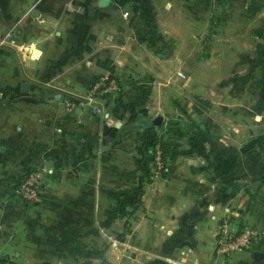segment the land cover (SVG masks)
Masks as SVG:
<instances>
[{
    "label": "rangeland",
    "instance_id": "obj_1",
    "mask_svg": "<svg viewBox=\"0 0 264 264\" xmlns=\"http://www.w3.org/2000/svg\"><path fill=\"white\" fill-rule=\"evenodd\" d=\"M35 1L27 6L26 1L13 0V23ZM54 1L61 7L83 0ZM88 1L95 8H107L113 19L122 14L112 4L106 7L100 0ZM162 1L159 0L161 5ZM172 1L173 7L149 11L143 17L126 10L128 15L123 19L112 23L95 19L92 23L111 51L119 49L112 43L130 36L126 49L137 57L127 56L122 68L112 66L108 71V79L120 82L119 88L108 91L109 103L116 101L119 105L109 108L114 119L108 125L109 140L102 150L106 178L99 192L93 173L91 192L93 197L98 192L107 197V202L98 206L109 216L92 220L91 260L87 264H108L104 253L109 240L112 236L119 240L129 236L126 230L131 228L135 212L163 211L168 207L179 210L185 205L182 198H188L193 207L192 202L197 201L200 206L205 202L206 206L217 204L215 245L225 218H230L233 228L264 223V43L260 41L258 7L252 9L260 0H215L219 2L216 6L207 0L203 10L184 7L185 0ZM71 12L64 15L75 11ZM2 13L0 10V17ZM38 14L36 9L17 20L14 35L18 36L17 30L26 20L31 23L29 28L39 32V26L33 23L39 21ZM67 28L74 27L66 25L64 29ZM7 29L0 25V41H8ZM3 48L4 45L1 51ZM93 68L94 65L90 78L97 80L99 74ZM4 110L1 105L0 133H8ZM158 115L162 119L153 127ZM189 125L208 134L209 160L188 153L187 135L180 136L176 128ZM141 178L139 202L127 205V213L121 212V203L130 199L132 188ZM15 188L11 190L13 195H17ZM142 195L150 202H141ZM105 222L106 231L102 233L99 223ZM82 233L81 229L80 237H76L80 248ZM48 253L44 264L68 257L66 250L57 255ZM78 256L77 264H84L82 249ZM13 262L16 264L14 258ZM23 263L37 264L29 255Z\"/></svg>",
    "mask_w": 264,
    "mask_h": 264
},
{
    "label": "crops",
    "instance_id": "obj_2",
    "mask_svg": "<svg viewBox=\"0 0 264 264\" xmlns=\"http://www.w3.org/2000/svg\"><path fill=\"white\" fill-rule=\"evenodd\" d=\"M1 1L0 25L10 29L23 14L13 23V0ZM25 1L29 6L33 0L21 3ZM162 2L110 0L104 6L112 4L122 12L113 19L107 8H95L88 0L61 7L54 0H40L36 7L40 19L33 22L39 32L29 28L31 23L27 20L21 27L19 23L18 36L9 37L0 49V106L5 108L8 130L0 133V254L12 256L16 264L19 260L24 264L28 255L35 257L37 264H44L48 251L57 255L65 250V261L53 260L62 262L58 264H77L81 249L84 264L90 262L92 220L109 216L98 206L108 200L99 194L107 172L102 150L109 140L108 125L114 119L109 108L119 105L116 101L109 103L108 93L91 91L101 74L108 73L112 66L122 68L126 57L134 55L126 49L130 36L112 43L119 49L111 51L92 23L95 19L110 23L123 19L128 15L126 10L143 17L149 11L174 6L172 0ZM183 2L184 7L203 10L207 0ZM217 2L212 0V6ZM258 4L252 9L258 7L260 41L264 43V0ZM71 10L76 13L64 15L72 14ZM66 25L74 28L65 30ZM36 48L41 53L34 56ZM93 65L99 74L97 80L90 78ZM113 137L118 138L117 134ZM42 164L51 170L45 179L43 201L28 204L13 195L12 179ZM93 173L99 190L94 197ZM140 201L147 204L150 199L142 195ZM188 201L182 198L185 205L179 210L168 207L163 211L135 212L131 228L126 230L129 236L123 240L112 236L109 240L104 253L108 264H264V236L251 250L225 256L226 261L225 257L216 256L217 204L206 206L205 202L200 206L199 201H191L193 207ZM259 228H264V223ZM81 229L83 248L76 239ZM99 230L106 231V222L99 223ZM256 251L263 255H255Z\"/></svg>",
    "mask_w": 264,
    "mask_h": 264
},
{
    "label": "built area",
    "instance_id": "obj_3",
    "mask_svg": "<svg viewBox=\"0 0 264 264\" xmlns=\"http://www.w3.org/2000/svg\"><path fill=\"white\" fill-rule=\"evenodd\" d=\"M38 2H40V0H36L29 9L25 11L22 18L26 17L32 11H35ZM38 17H40V15H38ZM15 25L8 30L5 36L6 39L14 35L16 30ZM5 41V39L0 41V49L2 45H5ZM108 74L109 72L102 75L101 78L97 80V84L94 86L91 93L94 94L98 91L108 93L111 88L120 87V82L114 79H108ZM50 171L51 170L47 168L46 164L39 165L32 169L16 186L15 192L17 196L25 200L28 204L42 202L44 198L43 187L45 179ZM232 226L233 224L230 218H225L219 226L215 245V254L218 257H225L241 250H251L254 243L260 237L264 236V228H259L251 224H244L241 227L236 226L234 228ZM0 264H14L12 256L0 254Z\"/></svg>",
    "mask_w": 264,
    "mask_h": 264
},
{
    "label": "trees",
    "instance_id": "obj_4",
    "mask_svg": "<svg viewBox=\"0 0 264 264\" xmlns=\"http://www.w3.org/2000/svg\"><path fill=\"white\" fill-rule=\"evenodd\" d=\"M152 126L156 127L157 125H153ZM143 134H145V128L142 127V129H140ZM177 131H179V135L180 136H185L187 135V139L189 142V149H188V153L190 154H197L198 156H202L203 158H205L206 160L210 159V153H209V149H208V145H207V141H208V134L205 133L204 129L202 128H194L193 126L189 125L186 128H182V127H178L176 128ZM188 132V133H187ZM36 168L33 167L31 169H29L27 172L23 173L21 176L17 177L19 179H12V185H11V190L12 188L16 187L18 185V183L26 176V174H28L32 169ZM143 186V179L141 178L138 182V184L136 186H134L131 190V193L129 195L130 199L129 200H124L121 203V212L123 213H127L126 211V206L127 205H133L139 202V194L140 191L142 189Z\"/></svg>",
    "mask_w": 264,
    "mask_h": 264
},
{
    "label": "water",
    "instance_id": "obj_5",
    "mask_svg": "<svg viewBox=\"0 0 264 264\" xmlns=\"http://www.w3.org/2000/svg\"><path fill=\"white\" fill-rule=\"evenodd\" d=\"M109 2V0H100V3H101V5H105V4H107ZM41 53V50L40 49H34L33 50V55L34 56H37V55H39ZM161 119H162V116H160V115H158L157 117H155L154 118V124L155 125H158L159 123H160V121H161ZM255 255H257V256H262L263 255V252L262 251H256L255 252Z\"/></svg>",
    "mask_w": 264,
    "mask_h": 264
}]
</instances>
